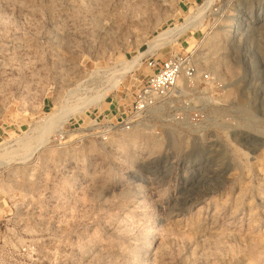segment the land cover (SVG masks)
I'll return each instance as SVG.
<instances>
[{"label": "rangeland", "instance_id": "rangeland-1", "mask_svg": "<svg viewBox=\"0 0 264 264\" xmlns=\"http://www.w3.org/2000/svg\"><path fill=\"white\" fill-rule=\"evenodd\" d=\"M205 2L0 0V264H264V0L151 46ZM177 53L221 106L182 81L117 126Z\"/></svg>", "mask_w": 264, "mask_h": 264}, {"label": "built area", "instance_id": "built-area-1", "mask_svg": "<svg viewBox=\"0 0 264 264\" xmlns=\"http://www.w3.org/2000/svg\"><path fill=\"white\" fill-rule=\"evenodd\" d=\"M145 66L150 71L149 77L142 85L137 94V98L131 108L130 119H123L117 126L128 131L131 129L133 120L143 115L155 113L161 107H164L168 101L177 97V92L182 81H188L194 84L197 80L204 86L203 91L198 95L197 117L199 121L208 120L206 110L208 108H218L221 105L212 98L206 97V91L215 89L218 83L216 75L209 70L199 71L192 59L180 53L173 54L165 60L149 58L145 60ZM218 116H213L211 121L216 122ZM262 123V133L264 134V125ZM116 127V126H115Z\"/></svg>", "mask_w": 264, "mask_h": 264}, {"label": "bare ground", "instance_id": "bare-ground-1", "mask_svg": "<svg viewBox=\"0 0 264 264\" xmlns=\"http://www.w3.org/2000/svg\"><path fill=\"white\" fill-rule=\"evenodd\" d=\"M213 1L214 0H206V2L202 6L198 7L196 9V11L191 14V16L186 20L184 25H182L181 27L179 26V28H174V29H171L169 31L161 33V35L159 37L157 36L158 38H155L154 40H152L153 42H152L151 46L153 47V45H155L154 48H156L157 46H156L155 43L164 40L166 38V36H169L168 34L173 33V31H175V32L178 31L177 33L181 34L184 31H187V30H189L191 28L198 27L200 25L201 21H202V18L204 17V14L213 6ZM151 49L152 48H150L148 50H151ZM139 57H141V55ZM124 77H125V74H123V76H122L120 81H122Z\"/></svg>", "mask_w": 264, "mask_h": 264}]
</instances>
